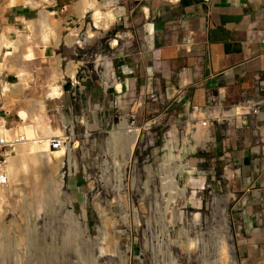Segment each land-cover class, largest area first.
Returning <instances> with one entry per match:
<instances>
[{"label": "rangeland", "instance_id": "374dc122", "mask_svg": "<svg viewBox=\"0 0 264 264\" xmlns=\"http://www.w3.org/2000/svg\"><path fill=\"white\" fill-rule=\"evenodd\" d=\"M11 1L0 0V33L13 41L19 34L31 36L26 55L11 62L9 70L17 73L22 68L28 75L21 84L11 77L19 91L13 115L31 110L42 128L62 131L66 154L63 165L54 159L53 168L42 164L51 169L40 167L39 173L28 165L16 186L14 181L3 186L0 264H20L22 259L21 264H52L55 252L63 258L61 264H231L221 254L223 236H228L237 264H264V258L255 261L238 251V234L245 232L237 224L239 197L223 180L222 164L207 160L204 114L165 84L149 91L140 85L124 87L121 93L116 85L104 88L102 63H111L115 80L124 78L118 58L121 50L134 49H126L122 41L135 37L142 7L151 1L162 5L177 1L96 0V7L83 16L81 0H47L38 6L10 5ZM108 2L113 4L108 7ZM96 8L113 9L116 20L106 29L94 28ZM41 10L53 13L46 27L39 21ZM49 26L55 28L43 50L40 33ZM56 29L62 35L57 47ZM69 35L88 38L69 45L65 40ZM7 55L13 51L7 49L1 57ZM72 64L74 76L68 74ZM56 67L62 78L56 84L63 91L53 98ZM130 123L140 132L123 169L118 163L120 143L112 131ZM46 135L51 139L60 132ZM61 176L63 186L58 182ZM173 176L186 190L183 197L174 192ZM67 199L86 230L67 221ZM104 245L105 253L111 254L98 258Z\"/></svg>", "mask_w": 264, "mask_h": 264}, {"label": "crops", "instance_id": "0c3cea01", "mask_svg": "<svg viewBox=\"0 0 264 264\" xmlns=\"http://www.w3.org/2000/svg\"><path fill=\"white\" fill-rule=\"evenodd\" d=\"M140 11L135 37L122 41L134 50L118 58L121 88L165 84L212 121L207 160L222 164L223 180L239 197L237 224L245 232L238 234V251L261 261L264 0L151 1Z\"/></svg>", "mask_w": 264, "mask_h": 264}, {"label": "bare ground", "instance_id": "6f19581e", "mask_svg": "<svg viewBox=\"0 0 264 264\" xmlns=\"http://www.w3.org/2000/svg\"><path fill=\"white\" fill-rule=\"evenodd\" d=\"M81 1L82 2L80 3V6H81L80 7V10L78 8V10L80 12V16H83L84 13H86L89 9H92V8H95L96 7V3H97L96 0H81ZM172 1H177V0H172ZM28 2L31 3V4H33L34 6H38L42 2H47V0H42V1L41 0H37V1H34V0H22V1L21 0H12L10 2L11 3L10 5H15V4H18V3H24V4H26ZM112 4H113L112 2H108L107 5L109 7ZM106 9H108V8H106ZM52 14H53L52 12H48L46 10H41V12H40L41 17H40V20L39 19L38 20L41 22L42 25H45V27H46V26H48V23L47 22L50 21L49 19H50V16ZM93 16H94L93 18L95 19L94 28H96V29H106V28H108V26H110L111 23H113L116 20V16L117 15L115 16V13L113 12V9H108V11L106 10V12H103V10L100 11V9H97L96 8ZM51 21L53 22V20H51ZM30 23L33 26V23H35V21L32 20V21H30ZM34 26H35V24H34ZM53 28H55V27L49 26L48 28H46L44 31H42L40 33V35L42 37V41H41L42 45H41V48L43 50H44V48H46V46L49 44V42L52 39V36L50 35V32L53 30ZM55 31H56V33H54L55 34V36H54V41H55L54 42V46L57 47L59 45L60 41H61L62 35L59 32L60 30L57 31V29H56ZM88 34H89V36H91V31H88ZM86 37L88 38V36H82L83 39L81 40V38L77 37L76 35H69V36H66L65 37V40H66V42L69 45L78 44V43L81 44L82 41H85L86 42V40H85V39H87ZM32 39H34V38H32ZM28 41L29 42L31 41V36H25V35L19 34L18 35V38L13 41V40H10L6 36V34H5L4 31L1 32L0 33V51L3 48L11 49L13 51V55L6 57L5 61L2 62V63H0V68L3 69L5 67V65H6L7 62H10V63L12 62L13 63L18 58H20L21 56H25L26 55L25 54L26 53V50H28L26 48V46H27L26 44L28 43ZM116 42H117V40H114V43H116ZM21 52H22V54H20ZM57 62L60 63V61H57ZM102 64H103V68H104V73H103V76H104L103 77V80H104V88L107 89L111 85H116L117 91L119 93H121V89H122L121 88V84H120V82H116V80H115L111 63L108 62V63H102ZM59 65H58V67H60ZM6 66L8 67L9 65H6ZM11 67H12V65L9 66V69ZM21 69L22 68H20L19 70H16L17 76H19V79H20V83L19 84H21V81H22L21 78L22 79L23 78L26 79L27 76H28L27 73L25 72V70L24 69L21 70ZM56 69H57V67H56ZM75 72H76V69H75L74 65L72 64L71 65V68H70V72L68 74L70 76H74ZM60 75H61V70L58 68L56 70V75H55L56 78L54 80V84L51 85L52 88H51L50 95H52L53 98H58V97H60L62 95V91L63 90L60 88L59 85L56 84V80L57 79H62ZM12 87L7 85V88H9L12 93L16 94V93L19 92L17 90V85H14ZM18 88L20 89V87H18ZM43 109H44V107H43ZM19 115L23 119V122L21 124L20 130L27 136L28 139H32V141H30V142L26 143L25 145H23L19 150H17L15 156H12V157L9 158V163H8V167H7L8 169H7V171H8V175H9V179H10V185H11V183L13 181L15 183V180L19 179L22 176L23 171H24V169H25L26 166L29 165L31 167L30 169H32L31 171L32 172L34 171L33 173H39L40 172V167H41L40 165H42V164L43 165L44 164L51 165V168H53L52 167V164H54V159H56L59 162V164L63 165V163H64V156L66 154L65 153V148L62 147V146H61V148L53 149V147L50 146V140H51L50 137H48L47 135L45 136L46 133H54L55 134V133H58V132H60V136H63L62 131L56 130V132H51L53 130L50 131V129L45 124H42V125H45L46 127L45 128H42V126L40 125L41 124L40 119L39 118L38 119L37 118H34V112L31 111V110H30V112L27 111V110H21L19 112ZM130 126L127 127L125 125L120 130L116 129V130H113L112 131L113 137L116 139V141L118 140V143H120V145L118 144L120 146L119 147L120 148V161L118 163H121V165H123L122 166L123 169H126V167L128 166L129 159H130L131 154H132V151H133L134 142L136 140V137H137L138 131H139L138 130L139 127H134L132 125H130ZM134 128H137V129H134ZM202 138H200V139H202ZM44 168L46 169L47 167H44ZM44 168H42V169H44ZM51 168H49V169H51ZM25 171H26V169H25ZM28 173H29V171H28ZM179 173H181V172H179ZM24 175H25V173H24ZM32 176L34 177L33 174H32ZM172 180L176 181V183H173V189L175 190L174 192H178L179 194L182 195V197L184 195H186L185 188H180L179 187V185L177 183V179H175L174 176L172 177ZM58 182H59V185H62L63 184L62 176L59 178ZM15 186H16V183H15ZM2 189H3V186H0V193H2V191H3ZM174 197H176V196H174ZM66 205H67L68 208L65 211V217H66L67 221H70L71 227H74L75 225H77L79 228L82 227L84 230H86L87 227H85L84 225L82 226L80 224V222H78L77 216L75 215V213L73 212V210L70 209L71 203H70V200L69 199L66 200ZM226 210H227V208H226ZM226 210L224 209L225 215H226V212H227ZM83 229H80V230L83 231ZM105 237H107L106 234H105ZM227 238H228V236L227 237L226 236H223L222 237L221 254L223 255L224 258H226V256H227L231 264H237L236 259H235V256L233 255V252H232V247H231L230 242H229V240ZM103 240L105 242L106 238H104ZM103 240H102V242H103ZM107 242H109V241H107ZM107 242H106V244H107ZM110 242H111V240H110ZM18 244H19V242H18ZM96 245H98V244H96ZM108 245L110 247L112 244L111 245L108 244ZM106 247L107 246L102 247V248L99 249L100 255L98 256V258H101V257L102 258H104V257L106 258V256L111 252V251L110 252L108 251V254L105 253L106 250H103V248H106ZM96 250H97V248H96ZM118 254H119V252H118ZM52 255H53V257H51L49 261H52V264H61V261L63 259V258H59V256H61V255L56 254V252H55V254H52ZM114 255H115V253H114ZM19 257H21V255H19ZM22 261H24V260L22 259L21 262ZM21 262H20V264H21ZM25 262H26V259H25ZM27 262L29 263L28 260H27ZM32 264H34V263H32Z\"/></svg>", "mask_w": 264, "mask_h": 264}, {"label": "built area", "instance_id": "2783aa9c", "mask_svg": "<svg viewBox=\"0 0 264 264\" xmlns=\"http://www.w3.org/2000/svg\"><path fill=\"white\" fill-rule=\"evenodd\" d=\"M4 51H7V49H1L0 51V63L4 62L6 59V57H1ZM6 65L11 66L12 63L7 62ZM6 65L3 69H0V186H7L10 183L7 171L9 158L16 155L17 150H19L23 145L32 141V139H28L27 136L20 130L23 119L19 113L17 114V118L13 115L14 102L16 98H18V94L12 93L10 89L7 88V85L12 87L15 84L20 83V79L17 76V73H10L9 66L7 67ZM11 77L16 78L18 83L13 82ZM211 122L209 118H204L202 125L207 128L210 124H212ZM129 125L134 126L133 123H130ZM139 132L140 128L134 142L133 151L138 144ZM63 143V136L53 137L50 140V146H52L53 149L60 148L63 146Z\"/></svg>", "mask_w": 264, "mask_h": 264}]
</instances>
